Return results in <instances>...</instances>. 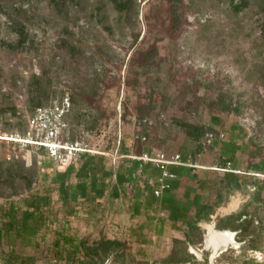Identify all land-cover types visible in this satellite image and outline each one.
I'll use <instances>...</instances> for the list:
<instances>
[{"label": "rangeland", "instance_id": "obj_1", "mask_svg": "<svg viewBox=\"0 0 264 264\" xmlns=\"http://www.w3.org/2000/svg\"><path fill=\"white\" fill-rule=\"evenodd\" d=\"M64 96L72 101L67 136L88 140L110 156L121 138L137 154L145 148L175 149L183 156L202 151L176 122L186 120L225 134L207 146L218 162L226 161L224 144L235 148L232 135L247 143L246 151L244 146L239 150L243 169L261 162L264 0H132L123 13L111 0H0V133L22 130L37 99L46 105ZM160 112L172 119L170 125L160 120ZM148 116L155 123L147 140L136 139L138 121ZM0 160L25 161L27 179L33 180L30 191L24 179L1 186L0 206L14 201L23 210L25 198L37 191L48 195L51 205L42 231L27 233L12 246L5 238L0 241V264H89L82 253L74 259L54 255L58 230L90 244L100 238L121 240L122 249L106 264H213V247L203 235L195 240L202 250L190 251L174 240L170 254L158 255V238L138 241L118 223L108 224L104 218L113 211L107 205L100 208L104 222L97 224L67 215L59 200L60 170L43 150L0 141ZM257 175L264 185V173ZM246 181L254 184L251 175ZM254 186V196L243 192L247 217L236 237L240 244L216 254L215 264H264V190L259 193ZM15 188L19 193L10 195Z\"/></svg>", "mask_w": 264, "mask_h": 264}, {"label": "crops", "instance_id": "obj_2", "mask_svg": "<svg viewBox=\"0 0 264 264\" xmlns=\"http://www.w3.org/2000/svg\"><path fill=\"white\" fill-rule=\"evenodd\" d=\"M229 141L235 148L229 149V145L224 144L223 157L226 161L222 163L212 154H207V148L187 156L180 153L184 160H190L198 166L170 165L169 170L175 177L169 180L171 187L165 189L160 197L153 193L154 183L160 171L151 163L130 157L144 152L158 153V150L152 151V148H145L137 154L132 146L129 147L131 144L127 143L125 146L130 148L129 152H120V158L124 159L122 165L120 159L119 163L115 164L110 155L92 154L96 159L104 158L109 175L104 177L106 184L98 185V188L105 189L103 194L93 193L89 199L81 195L77 188L80 182L77 175L80 158L60 172L70 168V176L66 183L70 191L77 196L76 204L81 203L76 206L75 212L79 223L104 222L100 208L107 205L108 210L113 211L104 218L108 224L118 223L123 231L127 230L130 232L129 235L135 236L138 241L146 242L150 237L158 238L156 247L158 255L170 254L174 240L182 241L190 251L202 250L200 247L202 243L195 240L202 235L206 240L209 225L217 230H231L235 233V238L237 237L242 231L244 217H247V213L244 212L243 192H248L247 198L255 195L254 184L248 181L243 183V178L247 180V177L253 174L242 167L243 153L240 154L239 150H243V145L237 142L236 135L230 136ZM174 150L168 153L177 152ZM228 161L231 162L232 170L219 168L226 166ZM117 170L122 171L125 177L124 184L119 186L122 192L118 205L113 204L112 197V188L117 183ZM231 172L236 175L230 176ZM229 177L236 181L239 178L241 185L229 183ZM113 205L114 208L111 207ZM250 205L252 206V202ZM80 210L82 212H79Z\"/></svg>", "mask_w": 264, "mask_h": 264}, {"label": "trees", "instance_id": "obj_3", "mask_svg": "<svg viewBox=\"0 0 264 264\" xmlns=\"http://www.w3.org/2000/svg\"><path fill=\"white\" fill-rule=\"evenodd\" d=\"M174 1L178 2L179 0ZM111 2L113 3L114 8L120 13H123L124 10L132 7V0H111ZM25 39V36L21 37L19 43L23 44L25 42ZM218 103H220V100L219 102H217V104ZM41 104V99H37L34 106V110L38 105ZM221 109L228 110L229 107L222 106ZM16 111L17 110L13 108L14 114L16 113ZM176 122L181 127H183L187 135L194 140H199L206 133V130H203L199 125L193 124L189 121L176 120ZM22 126H24L22 130L14 132H25L27 128V118L22 124ZM137 129H139V126H137ZM124 139L125 138H121V145L119 150L120 152H129V147H131V145L129 147H126L125 145L127 143ZM242 145L244 146V149L247 147L246 142H243ZM78 161L80 164V168L77 171V175L79 177L80 182L77 188H79L81 195L89 199L93 196V193L95 195L103 194V191H105V189L103 190L102 188H98V185L100 183L106 184L104 177L109 175V172L105 168L104 158L99 157L98 159H96L92 154H84L80 157ZM25 168L26 164L23 160L11 164H6L5 161L0 160V198L3 197L5 194L1 186H5L8 183L13 186L15 181L18 179L26 180V190L30 191L32 189L33 180L27 179V176L25 174ZM155 168L160 171L157 166H155ZM69 170L70 168L64 172H57V180L59 200L63 201V203L66 204V214L72 215L75 213L76 210L75 204L77 196L74 192L70 191V188L66 183V180L70 176ZM35 171L37 172V168ZM246 171L253 173L251 174V177L254 178L253 183L258 185L259 193L262 192L264 190V185L259 180L257 174L264 173V160H262L261 162L249 163L248 167L246 168ZM233 175L236 174H233V172H231L230 176ZM116 180L117 183L112 188V197L114 199H119L120 193L122 192L119 186L123 185L125 182V177L122 171L117 170ZM232 182L237 183V186L241 185L239 178L236 181L235 179L232 180V178L229 177V183ZM243 183H247L244 178ZM18 193L19 191L15 188L9 194L12 195ZM24 204L25 206L23 210H20L16 206V203L14 201H11L7 205L0 206V218L2 219L0 225V241L5 238L6 242L12 246L14 241H17L19 239L21 240L27 233H37L46 228L48 217L51 213L49 196L41 193V191L31 192V194L27 198H25ZM241 227L243 230L244 225L242 224ZM246 231H248L247 227ZM123 245L124 244L121 240L111 238H100L93 244H90L87 238H82L78 240L77 238L72 236V234L59 230L56 231V238L53 241L55 256H65L66 258L74 259L78 254L82 253L90 260L89 264H104L106 259H108V257L112 253H118L122 249Z\"/></svg>", "mask_w": 264, "mask_h": 264}, {"label": "built area", "instance_id": "obj_4", "mask_svg": "<svg viewBox=\"0 0 264 264\" xmlns=\"http://www.w3.org/2000/svg\"><path fill=\"white\" fill-rule=\"evenodd\" d=\"M72 108V101L69 96H64L59 100H54L50 104L40 105L35 108L27 119V128L24 133L4 132L0 133V141H5L12 146H30L43 150L52 160L53 164L59 169L64 170L77 161L84 154H103L110 155V152L101 151L93 147L88 140L69 138L67 136V116ZM158 117L165 125H170L172 119L164 112H160ZM155 123L152 117H144L137 123L140 132L134 134L136 139L147 140L148 132ZM217 138L224 139L225 134L206 131L198 140L203 146V150L209 145H213ZM121 139L118 141L115 155L111 154L114 163L120 157ZM134 159H139L146 163H153L160 169V174L154 183L153 193L160 197L165 189L171 187L169 180L175 175L169 170L170 165L198 166L190 160H184L179 152L169 154L161 151L156 154L144 152L141 155H131ZM224 170H232L231 162L226 166L219 167ZM191 264V262H186Z\"/></svg>", "mask_w": 264, "mask_h": 264}, {"label": "bare ground", "instance_id": "obj_5", "mask_svg": "<svg viewBox=\"0 0 264 264\" xmlns=\"http://www.w3.org/2000/svg\"><path fill=\"white\" fill-rule=\"evenodd\" d=\"M238 246L239 241L235 238V233L231 230H217L212 225H209V232L206 237V245L213 247L211 256L212 263L215 264L214 258L220 251L225 250L229 245ZM198 255H201L196 251Z\"/></svg>", "mask_w": 264, "mask_h": 264}, {"label": "water", "instance_id": "obj_6", "mask_svg": "<svg viewBox=\"0 0 264 264\" xmlns=\"http://www.w3.org/2000/svg\"><path fill=\"white\" fill-rule=\"evenodd\" d=\"M104 264H106V263L104 262Z\"/></svg>", "mask_w": 264, "mask_h": 264}]
</instances>
